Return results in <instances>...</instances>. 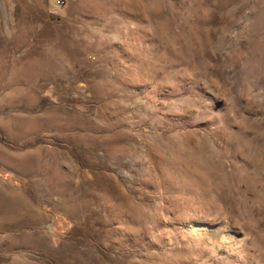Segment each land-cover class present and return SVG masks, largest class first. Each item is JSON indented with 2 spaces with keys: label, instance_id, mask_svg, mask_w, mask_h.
<instances>
[{
  "label": "rangeland",
  "instance_id": "rangeland-1",
  "mask_svg": "<svg viewBox=\"0 0 264 264\" xmlns=\"http://www.w3.org/2000/svg\"><path fill=\"white\" fill-rule=\"evenodd\" d=\"M0 264H264V0H0Z\"/></svg>",
  "mask_w": 264,
  "mask_h": 264
},
{
  "label": "bare ground",
  "instance_id": "bare-ground-1",
  "mask_svg": "<svg viewBox=\"0 0 264 264\" xmlns=\"http://www.w3.org/2000/svg\"><path fill=\"white\" fill-rule=\"evenodd\" d=\"M38 239H39L40 241H42V240H44V236H39Z\"/></svg>",
  "mask_w": 264,
  "mask_h": 264
}]
</instances>
